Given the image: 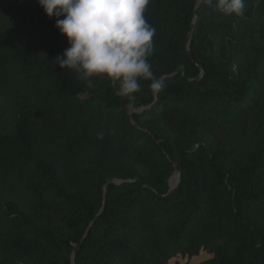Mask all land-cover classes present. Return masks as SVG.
Masks as SVG:
<instances>
[{
	"label": "trees",
	"instance_id": "16d2710c",
	"mask_svg": "<svg viewBox=\"0 0 264 264\" xmlns=\"http://www.w3.org/2000/svg\"><path fill=\"white\" fill-rule=\"evenodd\" d=\"M145 15L164 87L130 101L59 67L37 0H0V264H264V0Z\"/></svg>",
	"mask_w": 264,
	"mask_h": 264
},
{
	"label": "clouds",
	"instance_id": "9594fccd",
	"mask_svg": "<svg viewBox=\"0 0 264 264\" xmlns=\"http://www.w3.org/2000/svg\"><path fill=\"white\" fill-rule=\"evenodd\" d=\"M37 3L45 16L55 18L54 27L67 41L66 49L55 57L61 69L74 72L89 88L94 87V77L102 76L117 88V95L130 101L141 91V81L150 82L153 94L163 89L164 84L154 75L149 60L156 33L145 15L151 0H37ZM203 3L225 16L245 15L246 0H203ZM126 107L130 110L133 104Z\"/></svg>",
	"mask_w": 264,
	"mask_h": 264
},
{
	"label": "water",
	"instance_id": "95a60500",
	"mask_svg": "<svg viewBox=\"0 0 264 264\" xmlns=\"http://www.w3.org/2000/svg\"><path fill=\"white\" fill-rule=\"evenodd\" d=\"M194 25H195V20L191 24V30L188 33L187 40H186V53H187L188 57H190L189 40H190V37H191V35L193 33ZM179 72H181L182 74H184V69H179ZM140 110L139 109H136V110H133L132 112H139ZM174 171H176V166L175 165H174ZM172 179H173V176L170 178V180L168 182L170 188H169V191H168L167 194H169L173 190V184L174 183H172ZM108 184H118V182L116 180H111V181L108 182ZM88 231H89V229L86 231L84 238L86 237ZM71 261H72V264H74V258L73 257H72V260Z\"/></svg>",
	"mask_w": 264,
	"mask_h": 264
},
{
	"label": "rangeland",
	"instance_id": "374dc122",
	"mask_svg": "<svg viewBox=\"0 0 264 264\" xmlns=\"http://www.w3.org/2000/svg\"><path fill=\"white\" fill-rule=\"evenodd\" d=\"M206 257H207L206 255H203V256H201V257H199V258H197V259H195V260H193V261H194L195 263H198V262L204 260ZM179 262H180V264H187V263H186V260H180Z\"/></svg>",
	"mask_w": 264,
	"mask_h": 264
},
{
	"label": "bare ground",
	"instance_id": "6f19581e",
	"mask_svg": "<svg viewBox=\"0 0 264 264\" xmlns=\"http://www.w3.org/2000/svg\"><path fill=\"white\" fill-rule=\"evenodd\" d=\"M174 182H175V180L172 183H174Z\"/></svg>",
	"mask_w": 264,
	"mask_h": 264
}]
</instances>
